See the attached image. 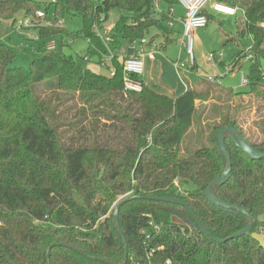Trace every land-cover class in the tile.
I'll list each match as a JSON object with an SVG mask.
<instances>
[{"label":"trees","instance_id":"trees-1","mask_svg":"<svg viewBox=\"0 0 264 264\" xmlns=\"http://www.w3.org/2000/svg\"><path fill=\"white\" fill-rule=\"evenodd\" d=\"M217 1L244 11L237 34L251 37L254 56L247 91L213 93V84L200 81L204 85L171 97L142 80V92L126 93L118 62L115 76L108 77L65 52L69 42L82 37L91 40L89 51L98 60L104 48L93 28L114 10L120 13L112 31L115 47L153 31L172 44L170 17L155 0H55L56 19L37 29L40 54L28 69L11 67L16 54L0 38V264H105L74 249L123 264L124 244L112 213L120 200L133 195L142 199L125 204L119 213L127 264L146 263L151 251L155 264H264V247L251 235L213 242L187 223L191 215L184 207L145 199L183 200L220 239L250 222L242 213L212 205L205 193L227 167L217 143L220 130L233 127L264 151V118L255 123L261 134L257 142L241 124L252 108L244 106L245 97L259 101V111L264 108V0ZM42 9L38 0H0V31L3 22L14 27L19 16L34 17ZM204 14L209 25L213 15ZM67 16L82 18L83 30L60 26ZM57 37L62 48L46 51V42ZM213 55L219 59L217 52ZM248 55L236 59L233 68ZM223 100L226 104H219ZM194 124L211 131L212 146L182 158V142ZM225 145L232 170L212 192L253 216V232H259L264 229L259 220L264 216V159L251 160L230 135ZM151 223L161 230L155 233Z\"/></svg>","mask_w":264,"mask_h":264},{"label":"rangeland","instance_id":"rangeland-1","mask_svg":"<svg viewBox=\"0 0 264 264\" xmlns=\"http://www.w3.org/2000/svg\"><path fill=\"white\" fill-rule=\"evenodd\" d=\"M42 6V11L46 12L48 5L49 9L47 12V18L50 21L56 19L55 15V5L53 0H38ZM162 11V10H161ZM24 18V16H19L18 19ZM120 18V13L118 10H114L109 14L108 20L104 23V28H109L111 25H116ZM17 19V20H18ZM47 20V21H48ZM44 23V21H39ZM61 23V24H60ZM60 26H63L66 30L78 33L83 30V20L77 16H67L65 19L59 21ZM0 31V38L2 41L7 44L16 54V58L13 61L11 67H18L28 69L32 60L39 57V39L35 31H18V26L15 24L14 27H11V23L3 22ZM226 32H232L237 37L238 41L226 39ZM202 35L201 42L202 44L197 43L196 36H193V51L197 62L201 65L198 75L195 77L189 78L185 74V70H177L175 68V63L184 64L187 58L186 50L183 52L181 48L183 43V34L177 35V42L173 44L171 50L168 52L160 51L156 56V61L151 62L149 60L145 61V72L143 80L145 83L156 90L158 93L167 95V96H179L186 91V86L192 88L199 87L205 83H211L213 93L223 92L227 89L234 90L236 92L247 91L248 87L241 86L242 75L247 76L250 68L253 64V61L248 57L240 59L239 65L236 68H233V63L236 59H239L244 53H251L252 49V39L249 36L239 37L237 34V29L232 22H228L224 25H219L212 23L208 25V28L200 30ZM160 32L153 31L150 38L157 36V44H162V37ZM80 37L82 36L79 34ZM224 38L226 41V54H229V57L226 58L225 64H219L216 61L211 63L208 61V58L213 55V48L216 50H224L225 45L220 43V40ZM181 39V40H180ZM57 42H60V38H56ZM62 46L60 45V49ZM66 53H72L76 56L77 61L82 64L84 67H88V63L84 61L85 56L87 55V46L85 40L81 37L75 42H69V47L64 49ZM161 50V49H160ZM72 51V52H71ZM221 51H219L221 53ZM223 52V51H222ZM222 55V54H221ZM261 68L264 72V59H261ZM101 75L107 74V69L97 70ZM208 76L213 77L214 79L219 80V83H212L208 81ZM199 80L203 81L199 84ZM204 85V84H203ZM225 99V97L223 98ZM244 106L252 104L251 110L246 116H243L241 122L242 126L245 129V132L252 137L253 141L257 142L260 140L261 134L257 125L255 124L260 118H264V108L261 111L258 110L259 101H254V99L249 100V96L244 99ZM214 102H217L214 100ZM219 104H226L225 101ZM197 105L200 106L202 103L197 102ZM233 106V105H232ZM234 107V106H233ZM244 115V112H243ZM203 128L200 126H194L184 139L181 145V157L182 158H191L193 152L197 149H200L202 146H212L209 139L211 131L208 128ZM260 233L264 234V229L259 230Z\"/></svg>","mask_w":264,"mask_h":264},{"label":"built area","instance_id":"built-area-1","mask_svg":"<svg viewBox=\"0 0 264 264\" xmlns=\"http://www.w3.org/2000/svg\"><path fill=\"white\" fill-rule=\"evenodd\" d=\"M99 1V0H94ZM156 1V7L159 9L158 2ZM177 3L184 9L185 15L183 18V43L182 47L186 50L187 59L184 64L175 63V68L177 70L191 68L195 65L196 59L193 51V36L194 34L204 29L208 26V18L204 14L208 7L213 13L225 15L229 17H235L238 15V8L231 6L227 3L210 0H176ZM55 0H53V3ZM160 10V9H159ZM44 21L40 23L39 21ZM47 18V13L44 11H39L34 17H24L17 20L16 25L18 26V31H37L42 27H45L51 23ZM61 24V23H60ZM172 26V23L170 24ZM114 25H111L109 28H104V24H96L93 28L94 35L100 40L101 45L104 48V51L99 55V59L94 61L93 56L89 51V47H93V43L90 39L85 40L87 46V55L85 56L84 61L88 64H92L97 67L99 70L107 69L106 76L114 77L116 74L115 62H118L123 68V83L124 91L126 93H140L143 90L142 85V76L145 72V61L149 60L151 62L156 61L157 54L161 51L159 45L156 42H151L149 37L142 39H133L123 46L115 47L114 39L112 37V31ZM60 48V42H57L56 39H51L46 42L44 49L48 52L56 51ZM222 55L218 53L220 58ZM248 58L254 60L253 54L249 53ZM208 61L213 63L217 62L216 57L212 55L208 58ZM238 60V64L239 65ZM236 65V67H237ZM208 81L212 83H219V80L214 79L209 76ZM249 80L247 76L242 75L241 86H248ZM188 87L186 86V90ZM151 227L154 229L155 233L159 232L161 229L159 226H156L154 223H151ZM150 239V235L147 237ZM155 252L151 251L148 254L147 261L144 264H155L153 261V256ZM157 264H173L171 260H168L163 263Z\"/></svg>","mask_w":264,"mask_h":264},{"label":"water","instance_id":"water-1","mask_svg":"<svg viewBox=\"0 0 264 264\" xmlns=\"http://www.w3.org/2000/svg\"><path fill=\"white\" fill-rule=\"evenodd\" d=\"M230 135L231 139L233 141V143L238 146L251 160L254 161H260L262 159H264V151H260L257 148H255L254 146H252L251 144H249L238 132L235 128L233 127H227L225 129H222L218 132L217 134V143L220 149V152L223 154V156L225 157L226 161H227V167L226 170L223 172V174L217 178L216 180H214L212 183H210V185L207 187L206 190V198L207 200L214 206L219 207L221 209H224L228 212H239L242 213L243 215L248 216L250 222L249 224L243 228L242 230L238 231L237 233L231 235L230 237L226 238V239H220L215 237L214 235H212L208 229L202 224V222L200 221V219L198 218V216L192 211V209L188 206V204L186 202H184L181 199L178 198H166V197H146L145 199L148 201H154V202H162V203H170V204H177L180 205L182 207H184L185 209L188 210V212L191 215V219L187 220V223L193 228V229H199V231L206 235L207 237H209L213 242L216 243H225L231 239H235L241 236H245V235H251L252 238L257 241L261 247H264V234L260 233V232H253L254 230V224L256 222V219L249 215L244 209H242L239 206H235V205H230L228 203H226L225 201H223L222 199H220L218 196H216L213 192H212V188L216 185H221L223 184L227 178L230 176L231 170H232V161H231V157L230 154L228 153V150L226 148L225 145V139L226 136ZM142 199L141 196L139 195H133L130 197H125L122 200H120L118 202V204L114 207L113 209V219H114V223H115V227L122 239V242L124 244V249H125V262L123 264H127V260H128V256H129V252H128V242L123 234V231L121 229V225H120V220H119V213H120V209L127 203L131 202V201H136V200H140ZM259 220L261 222H264V216H260ZM75 252L87 257V258H92L94 260L103 262L105 264H116V263H111L108 261H103L101 259H97L94 257H91L90 255L79 251L77 249H74ZM48 254V262L50 263V250H48L47 252Z\"/></svg>","mask_w":264,"mask_h":264},{"label":"crops","instance_id":"crops-1","mask_svg":"<svg viewBox=\"0 0 264 264\" xmlns=\"http://www.w3.org/2000/svg\"><path fill=\"white\" fill-rule=\"evenodd\" d=\"M210 1L212 3V2H215L217 0H210ZM158 6H159L160 10L167 12L168 16L170 17L169 27H170L171 31L173 32V34L171 35V38L174 39L175 42H173L172 44L171 43H167V45H166L165 44V39L162 38L163 48L161 50V51L168 52V51L171 50V47L173 46V44H175L177 42V39L175 37L176 34L180 35V36L183 34V18H184V15H185V11L179 4L172 6V5H168V4H166V3H164L163 1H160V0L158 2ZM209 7H208V11L213 15V19L211 20L210 24L216 23V24H219V25H224V24H226L228 22H232V23H234V25H235V27L237 29V24H238V21H239L238 19L244 16V11L242 9H240V8H238L239 11H238V15L237 16L229 17V16L213 13ZM171 23H172V26L170 25ZM206 28H208V27H206ZM206 28H204V29H206ZM204 29H201V30H204ZM233 35L234 34L232 32H226V34H225L226 39L228 41L235 40L237 42L238 41L237 37H235ZM195 36H196L198 45L202 44V42H201L202 35L200 33V30L196 32ZM227 40H224V38H222L220 40V43H223V45H225L224 50H222L223 52L221 50H216L215 48H213V50H212L213 53H215V52L220 53L219 51H221L220 54H222V56L217 60V63L222 64V65L226 63V58L229 57V54L228 55L226 54V49H227L226 48V41ZM181 48H183V47L181 46ZM184 50L185 49L183 48V52H184ZM200 67H201V65L197 62V59H196L195 65L191 68L190 72H189V70L184 69L185 70V74L189 78L195 77V75H198ZM97 70H99V69L97 67H95V71H97ZM142 80H143V77H142ZM200 81L201 80H199L198 82H200ZM193 87L194 86L192 85V88Z\"/></svg>","mask_w":264,"mask_h":264}]
</instances>
